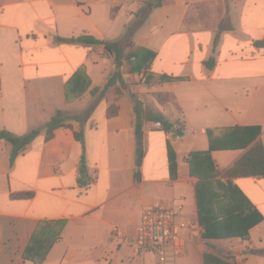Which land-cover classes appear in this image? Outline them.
Returning a JSON list of instances; mask_svg holds the SVG:
<instances>
[{
  "label": "crops",
  "instance_id": "obj_1",
  "mask_svg": "<svg viewBox=\"0 0 264 264\" xmlns=\"http://www.w3.org/2000/svg\"><path fill=\"white\" fill-rule=\"evenodd\" d=\"M153 1L0 0V130L41 129L12 165V146L0 139V264H35L27 253L45 255L40 264H159L152 253L134 256L131 236L145 208L168 203L182 208L186 252L175 264H203L207 252L264 264V178L224 177L255 142L264 145V0ZM132 28L131 50L154 55L151 78L124 71L93 106L91 89L104 87L115 56L58 38L117 42ZM59 110L70 126L47 139ZM157 112L170 130L155 125ZM82 129L84 144L75 137ZM208 151L214 167L191 157ZM199 201L204 219L227 230L255 212L262 220L245 236L207 240Z\"/></svg>",
  "mask_w": 264,
  "mask_h": 264
},
{
  "label": "trees",
  "instance_id": "obj_2",
  "mask_svg": "<svg viewBox=\"0 0 264 264\" xmlns=\"http://www.w3.org/2000/svg\"><path fill=\"white\" fill-rule=\"evenodd\" d=\"M161 4V1H156L153 6H159ZM136 27V26H135ZM134 27V28H135ZM222 29V28H221ZM133 28L127 33L125 39L121 41H103L101 39H98L94 36L90 35H79L77 37L72 38H65V37H59L58 39L60 41H67V42H75V43H81L84 45H103L105 50L108 53H111L115 56V62H116V69L111 74V76L108 78L106 84L104 87H94L91 89V94L93 96H97L93 106H96L98 103L99 98L103 97L106 93V91L111 88L112 86H116L118 82L123 83V72L124 71H138V72H144L147 75V79L150 80V74H148V67L150 62L153 59V53L150 51H145L144 54H137L134 51H132L133 42L131 40L132 37ZM136 57L135 61H132L131 58ZM134 62V63H133ZM210 66V62H207ZM125 69H121L123 65H126ZM130 64V66H129ZM168 77H161V79H165ZM136 107H137V113H138V119L136 122V136H137V164L139 165L142 159L143 155V136H142V124L143 120L141 117V112L139 110L140 108V102L135 99ZM117 113V107L114 103L110 104L108 107V115L114 116ZM67 113L59 110L53 117L50 119V121L46 124V138L51 139L54 134V130L61 126H70L69 124L65 123ZM153 118L159 120L162 122L165 129L170 130L173 127V123H171L168 119V117L162 113L157 112ZM41 132V129H33L28 133H25L23 135L15 134L9 130L1 129L0 130V139L5 140L7 143H9L12 146L11 150V165L14 163L16 157L24 151L27 146L34 140V138ZM211 133V132H210ZM254 138L257 137L259 134V129H255ZM178 134H183L182 130H179ZM75 137L81 141L84 144V133L83 129L80 131L75 132ZM216 148L214 145L211 144L210 151L212 149ZM210 151L206 153H192L191 157L197 158L199 162H201L202 167L208 166L209 162L214 167V160L212 159L210 155ZM85 162V157L83 155L82 157V164ZM205 165V166H204ZM191 172H196V166L191 165ZM212 173H218V171L215 169L214 171H211ZM247 176H258L264 178V145L257 141L255 142L248 151L230 168L224 173V177L227 180V182L230 184L232 183V179L238 178V177H247ZM32 195V192H19L14 194L15 197H30ZM245 198V197H244ZM246 199V198H245ZM247 201V199H246ZM199 210L201 213V221L204 227L203 236L205 239L209 238H224L229 236H236L241 235L245 236L248 232V230L258 222L262 220V216L255 212V216H253L252 220L246 224V226L242 227L241 229H233V230H227L225 221H216L215 219H204V214L202 210V203L199 201ZM255 211V210H254ZM218 222L217 224H213L210 222ZM217 227L216 233L212 232V227ZM207 243L212 247L211 243L207 241ZM27 256L31 258L32 260H35V264H40L41 260L45 258V255H35L32 256L31 254L27 253ZM203 264H236L234 262H230L226 259H223L212 252H207L204 257V263Z\"/></svg>",
  "mask_w": 264,
  "mask_h": 264
},
{
  "label": "built area",
  "instance_id": "obj_3",
  "mask_svg": "<svg viewBox=\"0 0 264 264\" xmlns=\"http://www.w3.org/2000/svg\"><path fill=\"white\" fill-rule=\"evenodd\" d=\"M143 78V76H142ZM162 127L161 121H156ZM182 208L175 203L159 204L142 211L136 231L131 236V251L134 256L156 255L159 264H175L186 252V243L180 235L178 222Z\"/></svg>",
  "mask_w": 264,
  "mask_h": 264
},
{
  "label": "rangeland",
  "instance_id": "obj_4",
  "mask_svg": "<svg viewBox=\"0 0 264 264\" xmlns=\"http://www.w3.org/2000/svg\"><path fill=\"white\" fill-rule=\"evenodd\" d=\"M157 0L153 1L150 3V5H154L156 3ZM86 109V108H85Z\"/></svg>",
  "mask_w": 264,
  "mask_h": 264
}]
</instances>
